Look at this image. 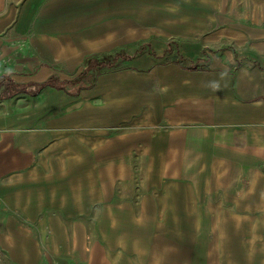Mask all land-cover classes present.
I'll list each match as a JSON object with an SVG mask.
<instances>
[{"label":"crops","instance_id":"crops-1","mask_svg":"<svg viewBox=\"0 0 264 264\" xmlns=\"http://www.w3.org/2000/svg\"><path fill=\"white\" fill-rule=\"evenodd\" d=\"M123 2L0 0V78L25 90L0 87V264H80L75 237L51 229L84 227L90 192L77 208L74 190L45 186L55 174L44 167L122 163L140 144L165 171L168 163L204 171L197 188L176 180L157 204L166 225L183 228L164 238L181 264H264V0H131L125 14ZM108 6L116 12L98 14ZM125 45L127 58L99 61ZM49 78L55 84L38 89ZM103 195L113 203L99 226L110 234L126 211L127 233L110 239H129L137 255L83 246L86 264H147L137 247L150 235L133 225L129 205ZM193 216L196 239L185 229ZM208 226H217V251Z\"/></svg>","mask_w":264,"mask_h":264},{"label":"rangeland","instance_id":"rangeland-1","mask_svg":"<svg viewBox=\"0 0 264 264\" xmlns=\"http://www.w3.org/2000/svg\"><path fill=\"white\" fill-rule=\"evenodd\" d=\"M130 1L131 0H124L123 5L121 4L118 6V8H121L120 10L123 8L124 14L131 9ZM259 5L261 4H251L252 9L253 6H255L253 10H260L261 7H259ZM115 8L108 6L107 10H101L98 14L105 13L106 11L108 14L115 13ZM126 38L127 37L125 36V39ZM129 48L132 49V47L125 45L123 51L129 54ZM126 64V61L123 60V62H120L118 65ZM127 150L129 157H125V160L122 163L94 161L87 163H70L71 165H74L75 168H70L68 167L69 164L65 163L63 166H60L64 169H59L57 164H47V166L44 167V170L51 173L54 172L55 177L43 179V181H45V186L52 188L68 187L74 190L76 192L75 197L77 199L75 200V204L77 208H83L85 204H88V202L84 203L82 199H79L83 198V194L81 192L87 190V192H90L91 204L93 205L90 213V219L89 217H86V221L85 219L83 220V222H85L84 227H81L77 223L76 227H57L51 229L48 228V226H45L40 230L47 235L48 229L54 230L57 234L59 231L67 229L68 233L75 237V246H77L76 255L77 257L80 256L75 259V261L80 264H86L81 253L83 246L86 247V250L89 247L92 249L94 248V250L96 249L98 254L102 251L104 252L105 250L108 251V247H110V250H121L127 252L131 256L137 255L132 253V248L130 247L131 242L129 239L124 237L118 238V241L110 239L115 238L117 235H124V233H127L124 225L128 224L131 218L129 215H126L128 214L126 211L124 212L125 216L123 221L120 222L119 226H112L110 230L113 232L110 234H108L109 232L106 231L105 227L99 226V223L102 222L101 218L104 213L102 210L103 206L108 203H113L111 202V199L109 200L107 197H103V193L113 192L112 200H115L114 203L118 202L124 203L123 205H129L132 208L130 209V214L132 213V220L134 218L133 225L139 226L140 229L144 228L146 230V234L144 235H150L151 237L143 244L138 243V245L143 248H138V245L136 246L137 249L146 251V253H144L145 255L149 254V258L146 260L142 259L141 262H145L147 264H181L179 258L176 257L179 254L176 251L174 241L170 247L168 244H166L168 246L166 247L164 238L179 237V233L184 234L183 228H175L173 226L169 227L166 225L164 222L166 218L165 212L162 209L160 210V207H157V204H162L164 189H168L169 186H174L173 184L176 180H178V182L182 181L183 184L188 182V187L193 189L197 188L199 186L198 179L203 177L204 171L198 176L199 168L197 164L194 163H168L166 165L169 169L165 171V164L149 163L144 160V147L142 144L134 149L126 148L125 151ZM67 169L68 171H65ZM62 174H69L70 177L67 178ZM57 175H60V177ZM209 182H211V180ZM28 186L30 185L28 184ZM207 188L213 189L211 185H208ZM49 197L54 196L50 195ZM108 197H110V195ZM2 202L3 200L0 199V218H2L3 215ZM207 214L211 221L214 212L209 211ZM221 214H225V212H221ZM47 215L48 212H45L46 217ZM194 218L195 216H193L192 219H189L188 227L185 228L184 226V228L186 230L189 229V232L191 233L189 236H193L196 239L200 236V234L196 230V220ZM222 218L225 217L221 216V220L227 219ZM87 221L88 223L91 221V224H88ZM26 227L32 231L37 230L33 223L30 225V222H28V226ZM217 234V226H208V240L210 245L214 247L215 251L218 250V241L211 240L216 239ZM81 238H84V243H79ZM47 245L52 248L56 246V243H48ZM219 249L227 250V244H220ZM165 255H168L171 258L165 260ZM214 259L216 262L219 261L217 257ZM50 260L53 264H64L63 262H65L63 259ZM70 261L71 260H69V262ZM182 262L183 264H186V262L187 264H192L191 260L186 261L185 258L182 259Z\"/></svg>","mask_w":264,"mask_h":264},{"label":"trees","instance_id":"trees-1","mask_svg":"<svg viewBox=\"0 0 264 264\" xmlns=\"http://www.w3.org/2000/svg\"><path fill=\"white\" fill-rule=\"evenodd\" d=\"M115 56L117 58H119V57L127 58V56H129V54L126 53L123 50L118 52L117 54L108 53V54H104L103 56H101L99 58V61L104 62V63H106L109 66H113L114 63L112 62V60H113V58H115ZM93 60H94V58H93ZM86 64L87 65L90 64L88 59L86 61ZM53 79H55V78H51V79L49 78L47 81L42 82V83H38L36 85H37L38 89H40V88H42V87H44L46 85H51V84L53 85V84H55V81ZM2 85H5L9 89V91L6 94H14V93H17V92L25 91L24 89H22V87H19L17 85V83L12 78H4V77L0 78V87ZM36 85H35V87H36ZM38 89L36 88L35 91L38 92Z\"/></svg>","mask_w":264,"mask_h":264}]
</instances>
